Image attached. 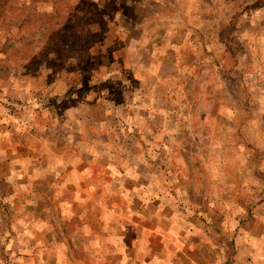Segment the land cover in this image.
Returning <instances> with one entry per match:
<instances>
[{"label": "rangeland", "instance_id": "1", "mask_svg": "<svg viewBox=\"0 0 264 264\" xmlns=\"http://www.w3.org/2000/svg\"><path fill=\"white\" fill-rule=\"evenodd\" d=\"M158 229L264 264V0H0V264Z\"/></svg>", "mask_w": 264, "mask_h": 264}, {"label": "crops", "instance_id": "2", "mask_svg": "<svg viewBox=\"0 0 264 264\" xmlns=\"http://www.w3.org/2000/svg\"><path fill=\"white\" fill-rule=\"evenodd\" d=\"M145 232L148 233L149 235L144 232L143 233L141 232L140 236L132 237L127 232L123 234H120L119 232L112 233V236H110L109 238L110 248L113 250V252H116L115 254L120 253V256L124 258L121 264H128V262L129 264H131V258H133L132 256L133 252L131 248L133 245L138 247L137 253H141V255L143 254V257L140 258L141 259L140 263H136V264H178V262L176 263V261L179 260L178 259L179 255L176 252H174V250L170 252V249H172L170 242H172L175 239L174 237H171L172 235L167 236L166 235L167 232H162L161 230L158 229L157 235L158 236L160 235L163 238V239L161 238L159 242L163 244L162 247L159 248V250L152 251V249L150 248L151 234L149 230ZM137 237H138V241L135 242V239ZM93 238H94V244H93L94 249L92 251H94L96 255L97 253L100 255L102 254L100 248L101 236H98L97 238L98 240L96 239V236ZM166 241H170V242L166 243ZM112 250H110V252H112ZM67 252H69L68 254L70 256L69 258L75 257V255L77 254L70 245ZM170 253L172 255L169 257L168 255ZM196 264H201V263L197 262Z\"/></svg>", "mask_w": 264, "mask_h": 264}]
</instances>
